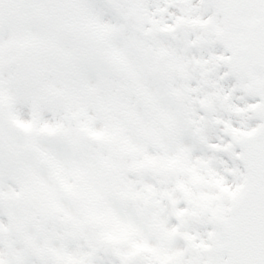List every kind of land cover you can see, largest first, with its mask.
Segmentation results:
<instances>
[{
    "label": "snow or ice",
    "instance_id": "snow-or-ice-1",
    "mask_svg": "<svg viewBox=\"0 0 264 264\" xmlns=\"http://www.w3.org/2000/svg\"><path fill=\"white\" fill-rule=\"evenodd\" d=\"M0 264H264V0H0Z\"/></svg>",
    "mask_w": 264,
    "mask_h": 264
}]
</instances>
